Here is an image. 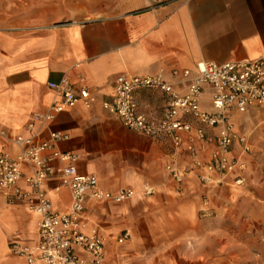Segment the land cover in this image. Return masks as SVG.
<instances>
[{
	"label": "crops",
	"instance_id": "1",
	"mask_svg": "<svg viewBox=\"0 0 264 264\" xmlns=\"http://www.w3.org/2000/svg\"><path fill=\"white\" fill-rule=\"evenodd\" d=\"M56 1L0 0V151L17 153L14 137L27 136L34 122L40 140H49L51 132L66 135L55 147L75 153L78 171L96 176L100 189L134 190L120 203H86L88 225L105 239L107 264H159L155 257L161 253L165 264H223V257H240L239 244H246V264H264V206L257 203L256 189L261 161L245 153L242 189L232 175L211 188L191 173L178 183L166 166L183 170L191 164L186 141L176 151L168 139L133 131L101 106L111 100L121 74L161 73L183 93L182 70L194 72L201 60L264 59V0H90L88 17L64 24L57 22V13L48 14ZM63 77L86 86L95 101L90 107L79 102L41 126L37 116L58 98L47 83ZM135 96L149 115H158L165 102L160 91L139 90ZM210 98L211 88L204 85L203 109L210 110ZM231 119L249 150L251 127L264 129V111H234ZM197 145L199 158L206 160L210 138L204 147ZM241 148L235 141L232 152ZM44 188L54 210L69 208L70 193L55 179ZM205 193L208 205L202 202ZM229 229L237 234L227 235ZM239 231L246 238H239ZM124 233L127 238L117 242ZM12 239L34 245L36 219L26 201L8 203L0 194V264H22L9 249Z\"/></svg>",
	"mask_w": 264,
	"mask_h": 264
},
{
	"label": "built area",
	"instance_id": "2",
	"mask_svg": "<svg viewBox=\"0 0 264 264\" xmlns=\"http://www.w3.org/2000/svg\"><path fill=\"white\" fill-rule=\"evenodd\" d=\"M154 1L162 4L170 0ZM173 74L178 72L173 71ZM181 75L187 82L183 93L175 90L173 83L161 73L121 74L113 82L111 100L102 101L101 106L133 131L168 139L176 151L186 141L191 164L183 170L174 164L166 166L176 182L180 183L191 173L207 188L221 185L231 175L234 183L240 184L245 168L243 155L248 146L245 136L235 130L231 116L234 111L246 112L252 107L264 111V59L224 63L201 60L194 72L184 69ZM204 85L211 88L210 110L200 105ZM47 86L58 98L37 116L41 126L79 102L90 107L95 101L86 86L74 84L66 77L59 82H48ZM139 90L160 91L165 95L158 115L140 110L135 96ZM193 123L196 124L194 129ZM28 130L27 136L14 137L19 148L17 153L0 151V194L8 203L26 201L37 224L35 244L12 239L9 242L11 253L20 258L22 264H107L105 239L96 228L88 225L86 203L90 199L120 203L132 197L134 190L100 189L96 176L78 171L75 153L55 147L58 140L66 138L65 134L51 132L49 140H40L34 122L28 124ZM208 138L213 147L204 160L198 156L197 144L204 147ZM235 141L242 145L238 154L232 152ZM54 161H58V166L53 165ZM48 179H55L59 187L69 191L71 201L67 210L60 212L52 208L44 188ZM202 202L208 204L206 193L202 195ZM127 236L124 233L116 241L121 243Z\"/></svg>",
	"mask_w": 264,
	"mask_h": 264
},
{
	"label": "rangeland",
	"instance_id": "3",
	"mask_svg": "<svg viewBox=\"0 0 264 264\" xmlns=\"http://www.w3.org/2000/svg\"><path fill=\"white\" fill-rule=\"evenodd\" d=\"M49 13H52V14L57 13V16H58L57 22L59 19V23H63V24L68 23V22L77 21V20H82V19H84L90 15V0H61V1L57 0L55 2V5L53 4L51 6H48V14ZM233 126H234V124H233ZM234 128H235V126H234ZM251 128L253 131L251 132V134H249L250 148L248 150V153H249V155H252V157L256 161L262 162L261 171H260L259 177H258L259 183L256 184L257 185L256 189H257L258 196H259L257 203H258V205L264 206V129H263L262 133H260V127L259 126L256 125V126H252ZM245 138H246V136H245ZM258 143H260V145L263 146V151H260L258 149H254L251 151V147L254 148L255 144L258 145ZM245 153L243 156H245ZM246 171L247 170H246V163H245V168L242 170V173H241V177H242L243 181L240 184H236L237 187L241 188V187H244L246 185V177H247ZM237 190H238L237 191L238 195H240V193H241L240 189L238 188ZM239 198H237L238 205L239 206L244 205L245 200H243L242 198H240V199ZM241 199L244 201V202H242L243 204L241 203ZM242 218H244V217L242 216ZM228 232L229 233H227V235L230 234L231 232H234V231H231V229H229ZM239 232H240V233H238L239 238H242V237L246 238V235L242 234L241 231H239ZM234 233H236V232H234ZM237 249H238V253H239L240 257H223L224 258L223 264H246V257H245L246 256V244H243V245L239 244L237 246ZM180 250H183L182 246L180 247ZM166 257H167L166 253H161L160 256L155 257V259L160 261L159 264H165L166 263L165 262ZM153 260L154 259H152V261Z\"/></svg>",
	"mask_w": 264,
	"mask_h": 264
}]
</instances>
